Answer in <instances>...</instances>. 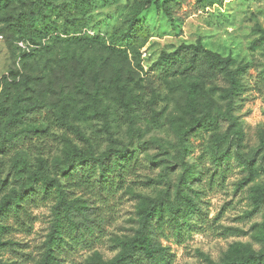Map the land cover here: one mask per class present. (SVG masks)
Wrapping results in <instances>:
<instances>
[{"label":"rangeland","instance_id":"obj_1","mask_svg":"<svg viewBox=\"0 0 264 264\" xmlns=\"http://www.w3.org/2000/svg\"><path fill=\"white\" fill-rule=\"evenodd\" d=\"M69 1L8 0L0 7V143L14 109L54 111L16 123L37 131L22 147L0 151V201L35 172L56 176L75 150H126L133 158L111 189L71 187L58 176L68 199H78L77 219L93 221L91 230L77 233L63 217L62 237L50 239L58 191L37 192L0 213V261L41 264L46 253L53 264L111 259L134 235L147 198L173 199L184 166L201 210L174 224L165 208L156 223V242L165 247L158 264H229L263 252L264 207L256 210L253 199H264V0L203 8L205 0H178L172 19L154 4L144 9L145 0H90L86 13L59 12ZM198 42L245 67V85L233 123L222 131L197 127L183 147L181 135L196 119L224 110L221 83L169 76L155 64ZM215 137L230 152L220 165Z\"/></svg>","mask_w":264,"mask_h":264},{"label":"trees","instance_id":"obj_2","mask_svg":"<svg viewBox=\"0 0 264 264\" xmlns=\"http://www.w3.org/2000/svg\"><path fill=\"white\" fill-rule=\"evenodd\" d=\"M177 1L145 0L144 9L154 4L168 18L172 19L171 9ZM200 1L197 0L198 3ZM205 1L206 4H201L202 8L215 3V1L222 0ZM7 2L8 0H0V7H4ZM44 5L45 7L52 6L50 3H45ZM90 6V0H70L67 3L59 4L57 9L65 14L69 10L77 13H86L89 11ZM155 66L169 76H195L204 82L219 80L221 83V97L225 101L224 110L218 111L212 117L205 116L196 119L195 125L181 135L183 147L185 146V141L193 135L197 127L211 126L222 131L227 125L230 126L233 123L234 119L231 112L236 107L244 89L243 72L245 67L233 66L232 58L222 56L220 53L204 47L200 42L188 45L181 44L175 51L163 53ZM43 112L54 114V111L47 106L16 108L6 114L9 117L5 122L6 128L2 134L0 151H12L25 145L37 130L36 128L28 127L15 129L16 123L22 120L31 122V119L36 114H42ZM55 114L57 115V113ZM58 116H60L63 123H67L63 116L60 114ZM70 127L77 135H82L77 126L70 125ZM220 142L221 138H214L216 146L213 149V161L219 165L225 161V156L230 153L227 148L219 149ZM132 158V155L126 150L108 151L97 156L85 155L81 151L75 150L71 155L67 156L63 165L57 168L56 176L49 177L35 172L27 182H22L19 188L12 189L8 194H5L0 201V213L18 209L20 202L25 198L34 197L37 192L47 195L52 191H58L59 196L53 207L50 239L53 237L60 239L62 237L60 222L63 217L74 221L77 233L91 230L93 229L91 227L93 221L89 220V222H86L84 219H77L76 215L79 212V206L75 202H78V199H68L65 190L60 187L61 182L58 176L65 178L66 183L70 181L71 187L76 186L85 189L90 188L92 183L93 185L97 183L99 189H103V187L111 189L116 180L120 183L123 171ZM190 177L189 166H184L176 184L172 200L166 194L147 198V204L138 208V227L134 235L121 241V249L114 257L98 264H158L160 257L164 254L165 247L156 242V223L164 218L165 208L169 209V215L174 224H179L180 219L185 220L189 213L192 214L201 210L188 188ZM3 184L4 182L0 181V185L3 186ZM253 201L256 210L264 207V199L254 197ZM83 215L88 217L85 213ZM0 264L3 263L0 261ZM41 264H53L47 253L44 255ZM229 264H264V251L259 254L242 256Z\"/></svg>","mask_w":264,"mask_h":264}]
</instances>
